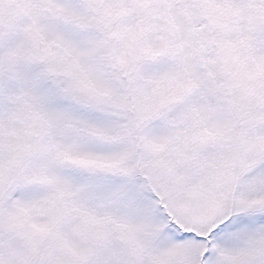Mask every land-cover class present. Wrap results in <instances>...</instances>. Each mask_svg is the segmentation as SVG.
<instances>
[{
	"label": "snow or ice",
	"instance_id": "obj_1",
	"mask_svg": "<svg viewBox=\"0 0 264 264\" xmlns=\"http://www.w3.org/2000/svg\"><path fill=\"white\" fill-rule=\"evenodd\" d=\"M0 264H264V0H0Z\"/></svg>",
	"mask_w": 264,
	"mask_h": 264
}]
</instances>
